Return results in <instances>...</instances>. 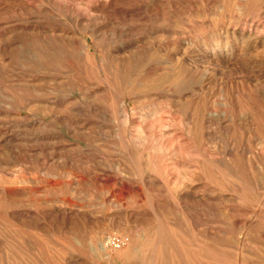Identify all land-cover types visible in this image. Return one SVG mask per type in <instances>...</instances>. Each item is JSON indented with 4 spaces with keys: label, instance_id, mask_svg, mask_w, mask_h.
Instances as JSON below:
<instances>
[{
    "label": "rangeland",
    "instance_id": "obj_1",
    "mask_svg": "<svg viewBox=\"0 0 264 264\" xmlns=\"http://www.w3.org/2000/svg\"><path fill=\"white\" fill-rule=\"evenodd\" d=\"M0 264H264V0H0Z\"/></svg>",
    "mask_w": 264,
    "mask_h": 264
},
{
    "label": "built area",
    "instance_id": "obj_2",
    "mask_svg": "<svg viewBox=\"0 0 264 264\" xmlns=\"http://www.w3.org/2000/svg\"><path fill=\"white\" fill-rule=\"evenodd\" d=\"M122 240L118 237H115V236H112V237H109L107 238L106 242H105V245H110V246H119L120 244H122Z\"/></svg>",
    "mask_w": 264,
    "mask_h": 264
},
{
    "label": "bare ground",
    "instance_id": "obj_3",
    "mask_svg": "<svg viewBox=\"0 0 264 264\" xmlns=\"http://www.w3.org/2000/svg\"><path fill=\"white\" fill-rule=\"evenodd\" d=\"M103 243V242H102Z\"/></svg>",
    "mask_w": 264,
    "mask_h": 264
}]
</instances>
